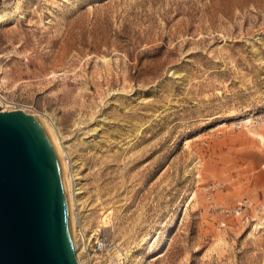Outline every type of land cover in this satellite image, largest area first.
<instances>
[{
	"label": "rangeland",
	"instance_id": "1",
	"mask_svg": "<svg viewBox=\"0 0 264 264\" xmlns=\"http://www.w3.org/2000/svg\"><path fill=\"white\" fill-rule=\"evenodd\" d=\"M1 18L0 106L65 151L79 264H264V0H0Z\"/></svg>",
	"mask_w": 264,
	"mask_h": 264
},
{
	"label": "water",
	"instance_id": "2",
	"mask_svg": "<svg viewBox=\"0 0 264 264\" xmlns=\"http://www.w3.org/2000/svg\"><path fill=\"white\" fill-rule=\"evenodd\" d=\"M0 264H78L54 144L22 109H0Z\"/></svg>",
	"mask_w": 264,
	"mask_h": 264
},
{
	"label": "bare ground",
	"instance_id": "3",
	"mask_svg": "<svg viewBox=\"0 0 264 264\" xmlns=\"http://www.w3.org/2000/svg\"><path fill=\"white\" fill-rule=\"evenodd\" d=\"M3 21L4 20L1 18L0 19V23L3 22ZM0 101H1V99H0ZM0 107H1L0 109L3 110L2 109L3 107L2 106H0ZM36 117L39 119L38 116H36ZM42 123H43L44 127L46 128V130H47V132H48V134H49V136H50V138H51V140H52V142L54 144L57 156H58L59 161H60V165H61V168H62L63 176H64V179H65V185H66V192H67L69 213H70V219H71L72 234H73V236L75 235V238H76V231H77L76 218H75V215H74L73 209H72V204H73L72 202H73V196H74L73 195V189H72V186H71V183H72V181H71V175L72 174L71 173L72 172L70 173L69 170H68L66 159H65V151L61 147V144L56 142V139H57L56 138V134L54 133L52 128L49 127L45 122H42ZM167 240H168V237L163 239L162 246L165 245ZM73 243H74V253L76 255L77 261L81 260L79 254H78V251L76 252V249H75L76 247H78V243L74 239H73ZM75 245H76V247H75ZM83 247H85V241L83 243ZM78 264H79V262H78ZM87 264H92V262H91V260L89 258L87 259Z\"/></svg>",
	"mask_w": 264,
	"mask_h": 264
},
{
	"label": "built area",
	"instance_id": "4",
	"mask_svg": "<svg viewBox=\"0 0 264 264\" xmlns=\"http://www.w3.org/2000/svg\"><path fill=\"white\" fill-rule=\"evenodd\" d=\"M239 209H240L239 206H238V208L236 207L235 212H238ZM104 245H105V238L103 236H100V235L96 236L94 239L93 248L95 250H101L104 247Z\"/></svg>",
	"mask_w": 264,
	"mask_h": 264
}]
</instances>
